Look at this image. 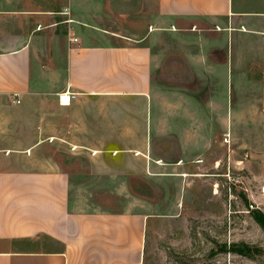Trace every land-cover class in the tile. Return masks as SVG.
<instances>
[{
  "label": "crops",
  "instance_id": "1",
  "mask_svg": "<svg viewBox=\"0 0 264 264\" xmlns=\"http://www.w3.org/2000/svg\"><path fill=\"white\" fill-rule=\"evenodd\" d=\"M243 8V0H104L91 14L70 2L69 17L58 16L86 32L60 17L43 25L36 11L0 8V264H146L145 215L77 212L70 201L73 160L125 170L116 174H162L165 160L180 162L200 142L196 129L182 130L184 109L193 128L198 122L184 98L174 101L168 86L165 96L154 91L146 30L122 21L137 17L190 37L200 31L208 52L187 63L193 78L207 80L216 74L210 45L221 40L228 52L234 34L264 33V8ZM103 9L120 27L108 25ZM65 93L74 99L61 105Z\"/></svg>",
  "mask_w": 264,
  "mask_h": 264
},
{
  "label": "rangeland",
  "instance_id": "2",
  "mask_svg": "<svg viewBox=\"0 0 264 264\" xmlns=\"http://www.w3.org/2000/svg\"><path fill=\"white\" fill-rule=\"evenodd\" d=\"M70 2L73 9L82 6L93 14L104 0H0V8L36 11L45 25L67 19L58 15L70 12ZM243 3L246 12L264 8V0ZM103 10L108 25L120 27L119 20ZM122 22L138 33L146 30L155 58L154 91L165 96L168 86L176 95L170 98H184L198 126L192 127L194 118L184 109L182 130L197 136L196 129L200 142L180 155V162L165 160L162 174L151 169V174H116L125 170H97L92 160H73L72 208L145 215L146 264H264V230L253 218L256 212L264 217V33L234 34L228 52L221 49V40L210 45L216 74L206 80L193 78L194 66L187 63L208 52L201 47L200 31L190 28L197 30L190 37L193 33L145 27L137 17ZM224 60L227 64L221 66ZM164 62L171 67L168 76ZM204 118L213 126L205 128ZM114 162L105 160L104 165L114 168ZM241 246L250 254H240Z\"/></svg>",
  "mask_w": 264,
  "mask_h": 264
},
{
  "label": "built area",
  "instance_id": "3",
  "mask_svg": "<svg viewBox=\"0 0 264 264\" xmlns=\"http://www.w3.org/2000/svg\"><path fill=\"white\" fill-rule=\"evenodd\" d=\"M63 15L69 17V12L66 11V12H64ZM66 23H67V24H71V23H72L71 19H67V20H66ZM68 36H69V37L71 36V33H70L69 30H68ZM69 41L72 42V43H74V44L77 43V39L73 38L72 36L70 37ZM15 96H16V95H15ZM73 99H74V95L65 93L64 95L59 96V103H60L61 105H68V104H70V102H71ZM14 103H16V104H19V103H20V102L18 101L17 97H16Z\"/></svg>",
  "mask_w": 264,
  "mask_h": 264
},
{
  "label": "trees",
  "instance_id": "4",
  "mask_svg": "<svg viewBox=\"0 0 264 264\" xmlns=\"http://www.w3.org/2000/svg\"><path fill=\"white\" fill-rule=\"evenodd\" d=\"M253 218L256 223L264 230V217L257 212L253 214ZM239 253L242 255H249L250 251L246 247L241 246L239 249Z\"/></svg>",
  "mask_w": 264,
  "mask_h": 264
}]
</instances>
